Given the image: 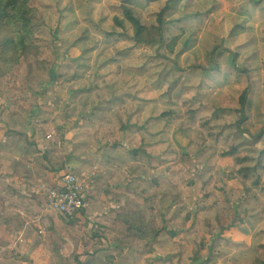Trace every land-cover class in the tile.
I'll return each instance as SVG.
<instances>
[{
  "label": "rangeland",
  "instance_id": "obj_1",
  "mask_svg": "<svg viewBox=\"0 0 264 264\" xmlns=\"http://www.w3.org/2000/svg\"><path fill=\"white\" fill-rule=\"evenodd\" d=\"M170 1L33 0L34 40L0 80L1 97L27 85L56 107L60 146L93 129L110 165L130 162L115 208L138 207L164 231L155 243L136 240L104 210L37 232L32 264L264 260V192L239 179L234 156L224 154L232 140H223L237 134L238 152L260 149L251 137L264 122V0ZM124 6L147 26L165 9L163 42L136 44ZM246 87V120L237 125Z\"/></svg>",
  "mask_w": 264,
  "mask_h": 264
},
{
  "label": "crops",
  "instance_id": "obj_2",
  "mask_svg": "<svg viewBox=\"0 0 264 264\" xmlns=\"http://www.w3.org/2000/svg\"><path fill=\"white\" fill-rule=\"evenodd\" d=\"M55 110L27 85L0 95V264H32L39 229L53 232L63 223L101 218L102 211L119 209L117 202L126 197L130 162L110 165L107 155L97 153L101 147L93 145L90 127L79 129L72 144L68 136L60 146L51 126L54 119L59 122ZM99 125L105 126L101 118ZM69 172L81 177L86 203L72 218L48 209L39 189L40 183L55 184Z\"/></svg>",
  "mask_w": 264,
  "mask_h": 264
},
{
  "label": "trees",
  "instance_id": "obj_3",
  "mask_svg": "<svg viewBox=\"0 0 264 264\" xmlns=\"http://www.w3.org/2000/svg\"><path fill=\"white\" fill-rule=\"evenodd\" d=\"M164 10L157 13L156 25L147 26L141 22L130 7H123V20L127 21L133 30L136 44L163 42L164 31L161 15ZM36 13L37 8L33 0H0V80L9 75L12 68L20 63L28 46L33 42L32 20ZM114 22L118 27H122V21L116 18ZM232 29H241V26L234 25ZM169 44L171 43H168V46ZM247 92L246 87L238 97V112L240 111L241 117L236 122L237 125L246 120L244 109L248 101ZM262 114L264 116V109ZM163 116L168 121V113H164ZM237 129L240 132V128ZM237 136V134H233L231 138L229 136L223 137V140H232V145L229 146L230 149L225 151L224 154L234 156L237 163L236 171L243 183L250 182V185L258 187L264 192V165L262 160L264 155V122L259 132L252 137L250 136L260 143V149L255 154L238 152V145L243 141L238 136L241 142H236ZM114 211L113 220L115 223L123 224L126 231L136 240L145 241L149 244L155 243L164 231L162 226L148 219L143 210L138 207L132 210L122 208ZM76 264H97V262L94 259L87 262L77 260ZM251 264H264V260L255 258Z\"/></svg>",
  "mask_w": 264,
  "mask_h": 264
},
{
  "label": "built area",
  "instance_id": "obj_4",
  "mask_svg": "<svg viewBox=\"0 0 264 264\" xmlns=\"http://www.w3.org/2000/svg\"><path fill=\"white\" fill-rule=\"evenodd\" d=\"M39 189L44 195L46 207L66 217L78 215L86 206L83 181L75 173H66L55 184L42 182ZM38 232L41 236L45 234L43 229Z\"/></svg>",
  "mask_w": 264,
  "mask_h": 264
}]
</instances>
